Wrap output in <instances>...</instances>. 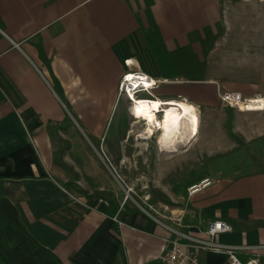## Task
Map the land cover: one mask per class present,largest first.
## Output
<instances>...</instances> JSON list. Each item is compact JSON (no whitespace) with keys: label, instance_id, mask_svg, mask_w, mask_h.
<instances>
[{"label":"crops","instance_id":"0c3cea01","mask_svg":"<svg viewBox=\"0 0 264 264\" xmlns=\"http://www.w3.org/2000/svg\"><path fill=\"white\" fill-rule=\"evenodd\" d=\"M226 1L0 0V196L62 263L161 264L165 241L176 238L167 227L199 237L222 219L233 231L219 242L261 246L264 264V109L238 111L217 97L234 91L264 102V32L252 31L262 44L249 53L259 57L249 62L262 78L234 76L238 40L231 38V51L222 40L239 28L223 15ZM136 71L160 81L153 99L187 101L214 116L215 127L198 142L233 168L206 172L210 186L155 218L90 186L95 163L102 164L82 137L112 148L103 138L107 121L115 105L129 104L118 83ZM199 257L227 264L222 254Z\"/></svg>","mask_w":264,"mask_h":264},{"label":"rangeland","instance_id":"374dc122","mask_svg":"<svg viewBox=\"0 0 264 264\" xmlns=\"http://www.w3.org/2000/svg\"><path fill=\"white\" fill-rule=\"evenodd\" d=\"M223 10V15L233 17L237 22L233 26L239 28L237 34L234 35L236 32L234 31L232 36L226 35L222 40L224 47H230L229 51H231L229 46L231 38L238 40H232V42H237L233 46L235 48L233 51L240 53L236 56V63L240 65L232 69V74L238 78L258 81L263 73L255 71V66L249 61L259 58L251 54L254 53L257 43L262 44V40L256 39L252 31L255 34L264 32V23H262L264 22V0H227ZM245 52L248 54L243 55ZM125 106L122 102L118 106L115 105L104 130L103 138L106 142L108 140L111 142V149H108L103 141L97 143L92 136H87L88 140H86L79 133L87 147L92 150L94 145L97 148L94 150V155L102 164L101 167L95 163L93 169L98 174L95 175V182L90 185L95 187L94 190L103 192L110 189L111 196L122 197V200L127 197L126 192H128L126 201L138 203L147 210L153 209L156 212L165 213L170 208H182L188 196L187 188L198 183L207 174L206 172L221 170L229 173L233 169L229 158L228 161L226 159L222 161L221 158L212 159L216 156L212 149H207L205 154L198 142L206 130L215 127L217 120L214 116L198 111V133L195 139L185 147L178 144L175 151L169 152L157 146L156 133L151 136V142H149L150 138H147L144 123L132 117L129 110L130 104L127 103ZM122 120H124L123 123ZM118 127L122 129L121 134L115 130ZM209 143V137L205 141L203 138L202 145H209ZM88 170L94 172L92 169L88 168ZM107 182L110 188L106 186Z\"/></svg>","mask_w":264,"mask_h":264},{"label":"built area","instance_id":"2783aa9c","mask_svg":"<svg viewBox=\"0 0 264 264\" xmlns=\"http://www.w3.org/2000/svg\"><path fill=\"white\" fill-rule=\"evenodd\" d=\"M159 84L160 81L151 79L139 71L124 73L118 83V97L126 99L130 105L141 101L140 99L150 101L153 99V89ZM217 97L224 106L238 111H262L264 109L263 99L256 95L243 97L239 92L218 91ZM211 184L212 180L203 178L198 183L190 185L187 188V194L192 195ZM126 196L128 197V192ZM140 208L153 218H155L154 214L158 215L153 209ZM167 229L174 233L176 238L165 241L166 247L160 257L161 264H207L200 259L199 253L222 254L226 257L227 264H261L260 255L257 252L261 246L228 245L219 242L220 235L233 231L231 224L225 220H211L199 237L179 233L169 227ZM239 255H245L246 258L240 260Z\"/></svg>","mask_w":264,"mask_h":264},{"label":"bare ground","instance_id":"6f19581e","mask_svg":"<svg viewBox=\"0 0 264 264\" xmlns=\"http://www.w3.org/2000/svg\"><path fill=\"white\" fill-rule=\"evenodd\" d=\"M140 100L131 105V115L144 122L148 136L156 133V144L163 150L175 151L178 144L185 147L196 136L198 110L192 103L175 99Z\"/></svg>","mask_w":264,"mask_h":264},{"label":"trees","instance_id":"16d2710c","mask_svg":"<svg viewBox=\"0 0 264 264\" xmlns=\"http://www.w3.org/2000/svg\"><path fill=\"white\" fill-rule=\"evenodd\" d=\"M226 131L231 139L230 122ZM260 263L263 264L260 260ZM0 264H64L49 249L39 244L26 230L16 208L0 196ZM155 264V263H150Z\"/></svg>","mask_w":264,"mask_h":264},{"label":"flooded vegetation","instance_id":"af4514ba","mask_svg":"<svg viewBox=\"0 0 264 264\" xmlns=\"http://www.w3.org/2000/svg\"><path fill=\"white\" fill-rule=\"evenodd\" d=\"M150 139H149V142H151V137H149ZM149 147L151 148V143H149Z\"/></svg>","mask_w":264,"mask_h":264}]
</instances>
